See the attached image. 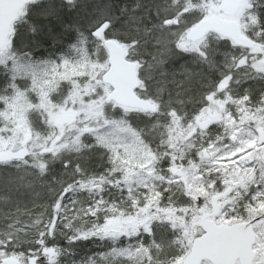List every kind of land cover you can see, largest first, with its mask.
I'll use <instances>...</instances> for the list:
<instances>
[{"label":"snow or ice","instance_id":"6c2138e0","mask_svg":"<svg viewBox=\"0 0 264 264\" xmlns=\"http://www.w3.org/2000/svg\"><path fill=\"white\" fill-rule=\"evenodd\" d=\"M0 264H264V0H0Z\"/></svg>","mask_w":264,"mask_h":264}]
</instances>
